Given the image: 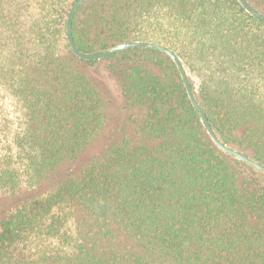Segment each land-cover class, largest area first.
<instances>
[{"label": "trees", "instance_id": "16d2710c", "mask_svg": "<svg viewBox=\"0 0 264 264\" xmlns=\"http://www.w3.org/2000/svg\"><path fill=\"white\" fill-rule=\"evenodd\" d=\"M74 2L0 0V264H264V172L212 141L166 53L76 56ZM73 34L171 48L221 140L264 164V21L239 0H87Z\"/></svg>", "mask_w": 264, "mask_h": 264}, {"label": "water", "instance_id": "95a60500", "mask_svg": "<svg viewBox=\"0 0 264 264\" xmlns=\"http://www.w3.org/2000/svg\"><path fill=\"white\" fill-rule=\"evenodd\" d=\"M86 2H87V0H75V2L71 6L70 11L68 13L67 29H66L67 40L70 44V49H72L73 53L76 56H78L79 58L84 59V60H101V59L106 58L107 56H110L112 54L120 52L124 49H130V48H152V49H156L160 52L166 53L173 60V62L176 64V66H177V68L181 74L184 86L186 88L187 95H188L193 107L197 111V114L200 115L203 126H204L205 130L207 131L208 135L210 136V138L212 139V141L224 152H226L230 155H233V156L237 157L238 159L246 162V164H249V165L259 169L260 171L264 172V164L263 163L253 159L252 157L247 155L244 151L239 150V149H237V148H235V147H233L227 143H224L221 140V138L217 135V133L213 129V127H212V125H211V123H210V121L206 115L205 109L202 107V105L200 104V102L196 96V93H195L194 88L192 86V82L190 80V77H189L188 71L186 70V67L184 66V64H183L182 60L180 59V57L178 56V54L176 52H174L168 46L161 44V43H158V42L140 40V41H129V42L120 43V44L111 46L109 48H106V49H103V50H100L97 52H84V51L78 49L77 48L78 46L76 44L74 34H73V22H74L75 15L79 11L80 7L82 5H84ZM239 2L249 13L252 14L253 17H255L256 19H258L260 21H264V13L255 9L248 0H239Z\"/></svg>", "mask_w": 264, "mask_h": 264}, {"label": "rangeland", "instance_id": "374dc122", "mask_svg": "<svg viewBox=\"0 0 264 264\" xmlns=\"http://www.w3.org/2000/svg\"><path fill=\"white\" fill-rule=\"evenodd\" d=\"M108 65V62L106 61H100L96 67L93 69V73L96 76V78L98 79V82L100 84V86L107 90L109 92L108 89H110V85L112 84L113 80H112V76L108 73L106 67ZM112 113H117L118 111V107L116 105L115 100L112 101V104H110V109H109Z\"/></svg>", "mask_w": 264, "mask_h": 264}]
</instances>
